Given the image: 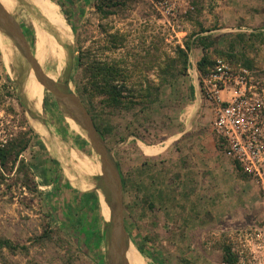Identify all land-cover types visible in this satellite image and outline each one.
Listing matches in <instances>:
<instances>
[{
    "label": "rangeland",
    "instance_id": "obj_1",
    "mask_svg": "<svg viewBox=\"0 0 264 264\" xmlns=\"http://www.w3.org/2000/svg\"><path fill=\"white\" fill-rule=\"evenodd\" d=\"M158 1L122 0L102 13L97 0H0L42 71L80 97L117 164L129 264H228L225 245L238 255L232 264H257L262 194L217 146L201 76L223 58L249 72L264 105V0H170L175 15ZM82 49L121 63L125 104L82 94ZM204 55L212 63L195 79L189 65ZM0 148L12 151L0 163V236L26 246L5 251L13 264H111L113 197L101 186V156L1 25Z\"/></svg>",
    "mask_w": 264,
    "mask_h": 264
},
{
    "label": "built area",
    "instance_id": "obj_2",
    "mask_svg": "<svg viewBox=\"0 0 264 264\" xmlns=\"http://www.w3.org/2000/svg\"><path fill=\"white\" fill-rule=\"evenodd\" d=\"M158 4L162 13L176 14L177 7L170 0H159ZM189 71L196 79L199 68L194 61ZM201 83L204 96L216 112L213 120L216 138L237 168L259 185L264 204V105L256 97V85L251 83L246 69L235 70L223 58L215 60L210 71L201 76ZM253 242V258L258 259L257 264H264V222Z\"/></svg>",
    "mask_w": 264,
    "mask_h": 264
},
{
    "label": "water",
    "instance_id": "obj_3",
    "mask_svg": "<svg viewBox=\"0 0 264 264\" xmlns=\"http://www.w3.org/2000/svg\"><path fill=\"white\" fill-rule=\"evenodd\" d=\"M0 25L16 41L23 56L35 71L38 80L56 96L59 102L63 103L76 115V119L86 129L94 149L100 154L103 168L101 178L104 180L101 186L105 190L106 188L110 189L109 191L112 192L113 197L112 221L106 223V226H109L108 238L111 244L110 261L111 264H129L126 257L129 240L124 227L122 177L117 164L112 159V155L107 150L104 140L95 126L92 115L76 93L67 87L58 86L42 71L29 41L12 14L1 2Z\"/></svg>",
    "mask_w": 264,
    "mask_h": 264
},
{
    "label": "trees",
    "instance_id": "obj_4",
    "mask_svg": "<svg viewBox=\"0 0 264 264\" xmlns=\"http://www.w3.org/2000/svg\"><path fill=\"white\" fill-rule=\"evenodd\" d=\"M97 1V9L102 13H106L104 11L105 7L111 8L113 6H119L122 4V0ZM186 48H192V44L190 45L188 43ZM180 50L183 51L181 48ZM184 56L186 63V53H184ZM210 63H212L210 57L208 55H204L197 62V66L203 73H206V65ZM78 64L82 69V75L84 78L83 88H81V92L84 96L90 100H93V98L96 96H102L104 98L105 104L110 106L122 105L124 102L126 103L124 100L125 92L128 90L126 85L128 78L126 75V70L119 61L106 59L102 60L94 54L92 49H82L78 56ZM28 143L29 142H27V140L19 142L20 147L16 152L17 156H19L28 147ZM217 146L224 152L223 148L221 147L220 140L218 139ZM11 152L12 151L9 148H0L1 164L6 163ZM19 249L26 250V246L19 245L5 236H0V264H13V262L7 257L5 251L7 250L10 252H16ZM223 252L224 262L232 264L238 260V255L232 251L231 245H225L223 247Z\"/></svg>",
    "mask_w": 264,
    "mask_h": 264
},
{
    "label": "bare ground",
    "instance_id": "obj_5",
    "mask_svg": "<svg viewBox=\"0 0 264 264\" xmlns=\"http://www.w3.org/2000/svg\"><path fill=\"white\" fill-rule=\"evenodd\" d=\"M49 34L51 37H53L54 40L58 39V47L63 49L64 51L68 50V42L65 39L63 33L61 32L60 28L56 26L54 23H50L49 27Z\"/></svg>",
    "mask_w": 264,
    "mask_h": 264
},
{
    "label": "crops",
    "instance_id": "obj_6",
    "mask_svg": "<svg viewBox=\"0 0 264 264\" xmlns=\"http://www.w3.org/2000/svg\"><path fill=\"white\" fill-rule=\"evenodd\" d=\"M216 141H217V139H216ZM206 167H207V165H206ZM208 168V167H207Z\"/></svg>",
    "mask_w": 264,
    "mask_h": 264
}]
</instances>
